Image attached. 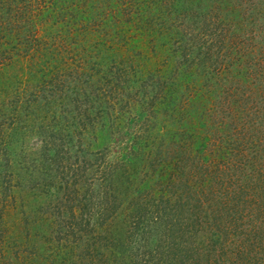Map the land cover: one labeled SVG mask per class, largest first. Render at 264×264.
I'll return each instance as SVG.
<instances>
[{"label":"rangeland","instance_id":"1","mask_svg":"<svg viewBox=\"0 0 264 264\" xmlns=\"http://www.w3.org/2000/svg\"><path fill=\"white\" fill-rule=\"evenodd\" d=\"M39 3L0 21V264H264V0Z\"/></svg>","mask_w":264,"mask_h":264},{"label":"trees","instance_id":"2","mask_svg":"<svg viewBox=\"0 0 264 264\" xmlns=\"http://www.w3.org/2000/svg\"><path fill=\"white\" fill-rule=\"evenodd\" d=\"M43 1H46V0H43ZM39 6H40L39 0H0V21H1V24H4V26H7L8 24H9V26L17 24V28H18V26H22V22L24 23V25H25V23L26 24L31 23V19L28 20V17H26V16L32 15V17H33L35 15V13H40L37 10V8ZM247 9H248V7H246V10ZM64 12L66 15H68V11H64ZM79 18L80 19H78V21L75 22L74 24L81 25V28L83 29V31H85L87 29L86 27H89V25L84 23V20H86L85 18H81V17H79ZM32 21L35 22V20L33 18H32ZM13 22H15V23H13ZM34 22L31 25L32 29L35 27ZM222 31L223 30H220V35H222ZM226 31H228V32H225V34L229 35L230 34L229 30L226 29ZM225 34H224V36H225ZM37 41H38V43H40V45H41V42L46 43V46L43 47L45 49L44 51H46V53H48L47 57L52 59L54 57V54L51 53L52 52L51 48L47 49L49 46V45H47V42L45 40H43L42 38L39 39V37L37 38ZM1 54L2 53L0 52V55ZM260 57L263 58V61H264L263 55L262 56L258 55L253 60V61H255L256 66H259L258 60ZM258 72L259 73L257 75L264 80V72L262 71V69L259 70ZM61 76H62V73H59L57 71V69L53 68L52 70H49L48 71V77L49 78H47L43 82V84L41 83L38 85V87L41 86V89H38L40 94H42L45 91H48L49 93H51L50 91L53 90L52 88L61 87L60 83L64 81V80H62ZM54 79H57V80L54 81ZM12 86H13L12 80L5 79L3 76L0 75V94L3 92L7 93L8 91H11V93L15 94L16 97L19 96L18 100L24 99V95L26 92L24 87H22L21 89H18L19 88V86H18L16 89H14ZM38 91L32 89V92L34 93L35 99H37V97H38V95H37ZM3 101H4V97H1V101H0V145H1L0 150L3 152L5 160L8 163L9 159H10V157H9L10 154H8V151H9V148L11 145L9 140H13L14 137H18L16 134H19V133L21 134L20 130H21L22 126L20 125L21 123H19V112H20L19 108L20 107L14 103L15 107H18V108H15L12 115H9L7 117V113L5 114V109L3 108V104H2ZM37 101L38 102L35 101L34 103L31 104L32 109L30 110L31 112H29V115L31 118L36 115V108H39V102L40 101L44 102L43 97H42V100L40 98V100L38 99ZM8 119H9L8 123L11 125H8V124L5 125L4 124L5 123L4 121H7ZM54 142H55V140H54ZM54 144L55 143H53V145ZM3 147H5V148H3ZM3 170H5V171H2V169L0 167V189H3L2 192H3V194H5V191H4L5 188L9 189L11 187H9V181L7 184V183L3 182L4 178H1L2 175L3 176L7 175L6 169H3Z\"/></svg>","mask_w":264,"mask_h":264}]
</instances>
